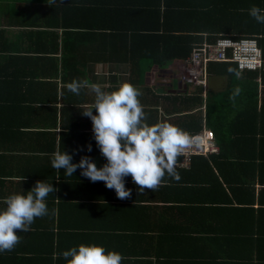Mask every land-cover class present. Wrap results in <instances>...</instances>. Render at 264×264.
Listing matches in <instances>:
<instances>
[{
	"label": "crops",
	"instance_id": "obj_1",
	"mask_svg": "<svg viewBox=\"0 0 264 264\" xmlns=\"http://www.w3.org/2000/svg\"><path fill=\"white\" fill-rule=\"evenodd\" d=\"M154 1L0 0V100L8 97L16 103L12 113L6 112L16 123V140L0 142V157L5 154V159L0 158V207L5 197L29 191L38 180L46 179L57 189L46 197L47 215L35 218L29 231L18 233L16 251L28 258L27 264L38 250L46 251L44 260L50 258L52 243L55 261L64 259V250L90 243L118 251L123 242H136L138 252L147 253L152 250L148 241L152 234L162 253L170 250L173 239L162 237L161 229L177 214L180 193L175 182L180 179L166 174L154 192L147 188L140 192L128 176L125 186L132 190L131 197L122 200L103 181L82 176L79 168L69 177L63 169L51 166L52 154L63 150L72 154L73 163L81 156L93 158L97 167L107 162L94 140L90 118L82 114L94 102L92 84L109 92L123 82L132 84L140 92L138 100L149 125L169 122L186 131L190 117L204 110V105L186 102L198 87L190 90L182 82L185 61L159 66L142 59L132 72L123 38L132 34L130 22L147 25L145 6ZM73 80L87 82L79 94L66 87ZM226 83L224 77L209 76L204 98L222 91ZM260 98L264 100V92ZM180 157L177 171L189 166ZM140 227L144 235L137 237L133 229ZM178 239L173 241L172 252L181 253ZM190 243L195 240L189 239ZM125 259L148 260L146 256ZM35 264H41L40 258Z\"/></svg>",
	"mask_w": 264,
	"mask_h": 264
},
{
	"label": "trees",
	"instance_id": "obj_2",
	"mask_svg": "<svg viewBox=\"0 0 264 264\" xmlns=\"http://www.w3.org/2000/svg\"><path fill=\"white\" fill-rule=\"evenodd\" d=\"M153 3L145 6L147 25L130 22L128 29L132 34L123 38L130 53L132 72L137 71L142 59L159 66L186 61L195 48L212 44L220 37L243 39L255 38L256 34L264 57V24L249 15L254 5L264 9V0H155ZM229 67L235 71L229 72ZM211 75L226 78V87L206 99L203 87H198L194 97L186 98L187 104L205 106L190 117L186 131L193 136L204 128L211 130L219 152L194 155L188 168L178 170L181 178L175 186L180 193V204L175 207L177 214L161 229L162 237L180 239L177 247L182 246L183 255L180 250L171 251L173 241L170 250L162 253L152 234L148 239L152 250L147 253L138 252L140 247L136 242L119 245L121 264H264V100L260 98L264 92V73L240 72L233 62H212L208 65V77ZM237 87L240 93L233 96ZM13 108L16 103L8 97L0 100L3 114L12 113ZM15 140V121L9 113L1 115L0 142L11 144ZM0 158L5 159V154ZM177 159L180 161L181 157ZM58 226L61 230L62 225ZM141 230L142 227L133 229L134 235H144ZM59 235L63 236V232ZM189 239L195 243L188 244ZM51 249L46 260L43 259L47 257L46 251L33 252L31 264L39 258L41 264H67L65 259L54 260L53 243ZM18 253L16 246L0 253V264L26 263L28 258H21ZM140 256L148 260L125 259Z\"/></svg>",
	"mask_w": 264,
	"mask_h": 264
},
{
	"label": "clouds",
	"instance_id": "obj_3",
	"mask_svg": "<svg viewBox=\"0 0 264 264\" xmlns=\"http://www.w3.org/2000/svg\"><path fill=\"white\" fill-rule=\"evenodd\" d=\"M249 15L264 24V9L254 5ZM228 71L235 69L229 67ZM86 84V81L73 80L66 87L79 94ZM90 87L95 94L94 102L82 114L90 118L94 140L107 162L97 167L93 158L81 156L78 163H73L72 154L63 150L52 154L51 166L63 169L69 177L79 168L82 176L92 182L103 181L122 200L131 197L132 190L125 186L128 176L140 192L145 188L154 192L166 174L179 180L177 158L191 145L190 134L169 122L149 125L138 100L140 92L128 82L110 92L98 84ZM239 93L237 87L233 96ZM87 151H92L91 144L87 145ZM55 191L53 184L45 179L36 181L29 191L4 198V206L0 207V253L11 251L21 239L18 233L29 231L35 218L47 215L46 197ZM61 255L67 264H121L123 260L120 252L95 243L73 246Z\"/></svg>",
	"mask_w": 264,
	"mask_h": 264
},
{
	"label": "built area",
	"instance_id": "obj_4",
	"mask_svg": "<svg viewBox=\"0 0 264 264\" xmlns=\"http://www.w3.org/2000/svg\"><path fill=\"white\" fill-rule=\"evenodd\" d=\"M212 62H233L237 64L240 72L264 73L263 52L256 38L220 37L212 44L205 43L193 50L191 56L185 61V68L181 74L182 82L205 89L208 81V65ZM259 81L261 82V79ZM191 139V145L186 147L180 155L183 157V165L189 164L194 155L219 152L214 134L207 128L191 136Z\"/></svg>",
	"mask_w": 264,
	"mask_h": 264
},
{
	"label": "rangeland",
	"instance_id": "obj_5",
	"mask_svg": "<svg viewBox=\"0 0 264 264\" xmlns=\"http://www.w3.org/2000/svg\"><path fill=\"white\" fill-rule=\"evenodd\" d=\"M189 89H190V90H192V89H193V86H192V85H190V86H189Z\"/></svg>",
	"mask_w": 264,
	"mask_h": 264
}]
</instances>
